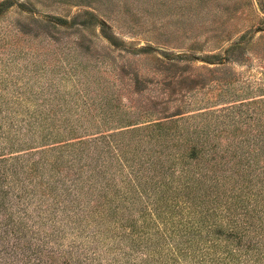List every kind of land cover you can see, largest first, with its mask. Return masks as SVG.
Segmentation results:
<instances>
[{
  "label": "rangeland",
  "instance_id": "obj_1",
  "mask_svg": "<svg viewBox=\"0 0 264 264\" xmlns=\"http://www.w3.org/2000/svg\"><path fill=\"white\" fill-rule=\"evenodd\" d=\"M1 1L0 157L8 163L11 152L49 144L43 150L54 163L62 149L61 162L31 176L67 187L73 201L40 187L33 203L10 200L3 195L13 189L6 175L0 218L24 220L31 249L63 252L56 264H126L130 243L122 235L137 208L125 209L119 177H109L113 166L103 175L92 159L72 160L61 144L69 137L83 139H73L77 152L98 131L132 130L122 135L124 149L136 143L152 149V159L159 151L189 155L197 147L205 152L203 165H224L241 179L264 167V152H255L264 144V0ZM154 122L164 140L148 137L157 132ZM47 132L63 135L31 136ZM38 152H29L32 159ZM12 242L18 243L8 239L0 247V264H13L20 249H11Z\"/></svg>",
  "mask_w": 264,
  "mask_h": 264
},
{
  "label": "trees",
  "instance_id": "obj_2",
  "mask_svg": "<svg viewBox=\"0 0 264 264\" xmlns=\"http://www.w3.org/2000/svg\"><path fill=\"white\" fill-rule=\"evenodd\" d=\"M3 2H0V6ZM154 128L157 132L148 137L157 136L164 140L166 134L158 130L160 127L157 122L153 123ZM131 132L98 131L91 135L93 139L89 146H78L77 152L71 147L74 145L73 139L83 140L80 136L69 137L61 143L68 146L66 153L72 156L73 161L77 157L78 160L83 157L92 159L93 163L100 164L99 172L103 175L113 166L115 171L109 177H119L118 187L124 200L128 201L125 209L137 208L139 216L133 218L135 220L131 219L129 231L122 235L130 243V250L123 252L121 260L126 264H264V167L254 179H241L230 169L229 172L223 171L224 165H203L201 159L205 152L197 147L191 148L189 155L173 151L165 153V157L164 152L159 151L160 156L152 159L153 150L140 148L136 143V148L128 149L129 152L124 149L127 145L129 147V143L125 142L122 135ZM62 135L47 132L37 137L31 136L50 141ZM144 141L145 136L139 138V144ZM60 142L58 140L51 145ZM47 146L49 144L11 152L12 160L8 163L0 157V185L4 183L6 175L13 182L11 193L5 190L4 196L16 201L27 198L26 203L30 204L34 202L31 197L36 193V187H40L42 191H59L61 196L67 195L68 203H73L69 198L71 190L67 187H56L46 177L44 181L35 183L31 176L35 172L44 176V168L49 169L52 164L57 165L63 160L65 154L60 149L61 152L54 157V163H50L43 150ZM31 150L41 153L37 160L32 159L34 153H29ZM232 151L238 155V150L233 148ZM142 152L147 154V158ZM255 152L258 155L264 152V144ZM104 154L109 161H102ZM163 154L165 158H161ZM245 154L244 163H250L251 155L249 152ZM245 180L249 182L248 185L243 183ZM43 202L39 201V204ZM33 206L40 210L37 203ZM21 209L26 212V207ZM24 229L26 224L21 218L13 219L11 214L0 218V247L4 249L10 244L4 243L8 239L20 242L11 243V249H20L12 257L13 264L14 259L20 258L23 259L21 264H56L63 252L59 251L58 255L49 250L41 255V245L31 249L30 239L26 240L25 234H22ZM23 241L29 245L23 244ZM140 250L141 253L132 254ZM89 260L92 262L93 258ZM71 261L74 262L70 259L60 264H70ZM119 262L114 259L105 264ZM79 263L84 264L81 261Z\"/></svg>",
  "mask_w": 264,
  "mask_h": 264
}]
</instances>
